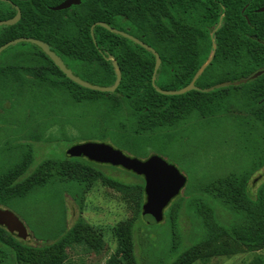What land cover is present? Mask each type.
<instances>
[{"label":"trees","instance_id":"obj_1","mask_svg":"<svg viewBox=\"0 0 264 264\" xmlns=\"http://www.w3.org/2000/svg\"><path fill=\"white\" fill-rule=\"evenodd\" d=\"M62 1L0 0V21L14 17L16 6L21 12L16 24L0 26V46L23 37L40 40L74 75L102 87L113 85L116 79L111 60H107L112 56L121 71V81L113 93L89 90L66 78L31 43L22 42L5 49L0 54V107L9 102L11 110L17 108L27 113L16 135L23 134L27 141L43 140V132L54 117L46 120L50 109L41 111L48 109L53 97L67 100L64 105L94 107L98 113L93 124L104 123L122 130L126 137H133L174 130L183 122L223 112L221 102L231 96L249 114V120L260 124L262 134L257 139L253 137L255 142L248 147L240 146L248 151L247 166L209 182L204 187V200L193 199L202 234L182 250L178 196L169 204L165 220L170 230V251L175 255L167 264H192L200 258L202 246L222 238L251 251L264 247V184L255 198L249 196L247 188L250 177L264 166V74L245 84L209 93L162 95L151 82L154 55L130 39L96 25L104 22L158 53L161 63L154 84L160 90L175 91L188 85L213 53L211 62L194 82L195 86L206 88L220 81L245 79L264 69V12H257L264 6V0H80L78 5L64 10L50 9ZM230 89L234 93L230 94ZM3 121L0 115V122ZM246 124L251 125L249 121ZM35 128L37 132H33ZM10 150L7 154L0 153L5 157L0 160V205L20 206L45 193L57 199L76 188L81 209L85 188L101 179L121 193L136 190L137 213L141 211L145 197L141 176L127 171L140 182L126 183L104 175L97 168L101 164L67 157L47 159L30 171L34 149L28 144H16ZM27 171L30 174L25 176ZM213 202L228 212L226 221L217 218ZM88 227L81 217L67 230L56 224L52 231H47V236L56 240L33 249L0 227L3 246L0 254L5 255L3 248L7 249L15 264H20L24 251L51 255L54 264H69L65 248L85 244L80 232ZM132 251L131 242L129 252L134 260Z\"/></svg>","mask_w":264,"mask_h":264},{"label":"rangeland","instance_id":"obj_2","mask_svg":"<svg viewBox=\"0 0 264 264\" xmlns=\"http://www.w3.org/2000/svg\"><path fill=\"white\" fill-rule=\"evenodd\" d=\"M119 72L121 76L120 69ZM215 76L218 78L219 74L216 73ZM226 81L230 80L216 84ZM229 93L234 91L230 89ZM50 101L52 104L48 109L41 112L50 109L46 120L54 117L55 122L49 121L50 127L44 130L43 140L36 142L24 140L23 134L15 133L24 125L23 120L27 116L24 110L17 108L11 110L9 102H5L0 107V115L5 120L0 122V153H6L8 148L12 150L16 144L30 145L35 151L34 164L30 171L47 159L66 157L65 152L71 145L86 142L108 144L123 154L140 160L152 155L162 158L174 165L187 179L184 190L182 189L178 195V202L181 205L178 219V227L182 235L181 250L187 248L202 234L201 220L193 209V199L204 200L206 196L204 187L209 182L247 166L248 151L246 148L241 149L240 146L248 147L253 143V137L259 138L263 131L259 123L249 120V114L238 107L236 99L231 96L221 102L224 109L220 108L223 112L204 119L183 122L174 130L163 129L152 135L131 136L132 138L130 132L127 134L129 137H126V133H121L122 130L117 131L110 125L93 124V119L98 113L94 107L64 105L67 100L55 97ZM242 119H245V122ZM248 121L251 125L247 126ZM37 130L35 128L33 132ZM17 136L21 138L20 141L17 140L20 139ZM1 158L5 157L0 156V160ZM97 168L104 175L119 181L140 182L120 167L113 169L110 165L101 164ZM30 171H27L25 176H28ZM262 184H264V166L255 172L247 183L251 198L256 197L258 188ZM76 191L78 192V189L75 188L70 193L62 194L63 196L59 191L60 195L57 199L45 193L40 198H29L20 206L0 205V208L9 209L24 223L31 239L29 241L16 239L26 244L29 249L56 240L52 236H47V231H52L56 224H62L67 230L74 225L78 217H81L89 226L80 232L81 239L86 243L65 248L64 253L69 264H167L175 255L170 251V230L165 220L168 207L164 210L161 220L154 218L145 222L141 211L137 213L136 190L121 193L105 185L101 179H97L85 188L81 209L78 203L80 196L75 194ZM144 201L145 197L143 203ZM213 204L217 218L226 221L228 212L218 203L213 202ZM131 242L134 260L129 252ZM2 247L0 243V248ZM87 247H91L89 251ZM230 249L235 252L231 253ZM3 250L6 254H0L2 261L0 264L6 262L15 264L13 254L5 248ZM199 255L200 258L192 264H264V247L251 251L235 245L227 238L202 246ZM19 261L20 264H54L51 255L31 254L27 251L21 253Z\"/></svg>","mask_w":264,"mask_h":264},{"label":"water","instance_id":"obj_3","mask_svg":"<svg viewBox=\"0 0 264 264\" xmlns=\"http://www.w3.org/2000/svg\"><path fill=\"white\" fill-rule=\"evenodd\" d=\"M79 3L80 0H63L58 5L50 7V9L53 11H60L67 9L72 5H78ZM257 11L263 12L264 6L259 8ZM20 18L21 12L19 7L16 6L15 16L7 20L0 21V26L14 25L20 20ZM96 25L104 27L105 29L113 33L122 35L130 39L131 41L143 47L154 55L155 64L151 82L155 90L162 95H181L191 90L208 93L219 88L245 84L248 82V80L256 79L260 75L264 74V69H262L255 72L248 79L226 81L213 85L209 88H199L194 84L195 79L211 62L213 57L212 53L208 61L199 69V71L195 75V78L188 85L175 91L160 90L156 88L154 84L155 74L157 73V70L161 63L158 53L150 46L139 41L137 38H134L127 33L115 30L109 27L104 22H97ZM22 42L31 43L40 48L41 51L52 61V63L63 73L66 78L79 85L80 87L102 93H113L117 89L121 81L117 63L115 60H112L111 56H109L107 59L112 60V65L116 71V79L111 86H97L75 76L72 71L65 66L63 61L53 51L50 50L49 46L46 43L30 37L17 38L4 43L0 46V54L5 49ZM65 156L67 158H85L97 164H106L112 167H120L126 171L132 172L137 176H141L143 178V190L145 195V201L141 207V216L145 222H149L154 218L156 220H161L163 218L164 210L168 207L171 201L180 194L187 183L186 177L174 165L166 162L156 155H152L144 160H140L137 158L129 157L123 154L120 150L114 149L110 145L104 143L86 142L82 144H74L67 148ZM0 227L4 228L11 236L17 239H23L25 241H29L31 239V235L28 233L24 223H22V221L19 220L17 216L9 209L0 208Z\"/></svg>","mask_w":264,"mask_h":264}]
</instances>
